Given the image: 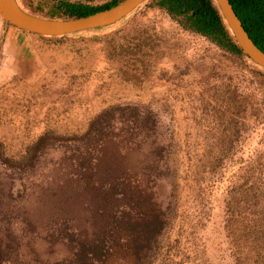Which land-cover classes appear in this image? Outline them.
<instances>
[{
    "label": "rangeland",
    "instance_id": "1",
    "mask_svg": "<svg viewBox=\"0 0 264 264\" xmlns=\"http://www.w3.org/2000/svg\"><path fill=\"white\" fill-rule=\"evenodd\" d=\"M121 211L160 219L140 255ZM95 240L102 264H264V70L152 0L72 36L0 17V259L81 264Z\"/></svg>",
    "mask_w": 264,
    "mask_h": 264
},
{
    "label": "trees",
    "instance_id": "2",
    "mask_svg": "<svg viewBox=\"0 0 264 264\" xmlns=\"http://www.w3.org/2000/svg\"><path fill=\"white\" fill-rule=\"evenodd\" d=\"M120 1L122 0H112L103 5L91 6L83 3L63 0L52 8L48 14L34 13L29 11L22 4L20 5L26 11L36 15L49 18L67 19L92 14L99 10L113 6ZM149 1L151 0H146L131 14L136 13ZM230 1L234 6L236 13L242 20L250 37L264 51V0ZM152 2L154 5L165 9L169 15L184 29L202 34L207 38H210V40L218 43L220 46L229 49L232 52L244 55L251 64L255 66L257 65L248 55L244 53L242 48L234 39L235 37L230 31L215 0H152ZM131 14L128 16H131ZM75 34L77 33L69 35L72 36ZM93 125H96V123ZM85 168L87 169L88 166ZM114 186L115 188L117 187L116 185ZM136 187L137 186L133 188L137 189ZM120 193L123 198L126 199L127 192L121 189ZM132 200H134V197H132ZM121 213H123L119 216L121 218H115V224L118 229L125 230L130 233L133 240H131L129 245L135 250L134 252L137 255H140L141 251H143V247L145 246L143 239L155 235V233L159 230L158 227L160 226V219L158 217H154L153 219H149V221H147L144 217H138L134 221L124 220V217L127 219V217L131 214L128 211H121ZM100 246L101 244L97 240L82 243L81 251L79 253V259L82 261L81 264H102L104 256L109 251L99 250ZM0 264H3L1 259Z\"/></svg>",
    "mask_w": 264,
    "mask_h": 264
},
{
    "label": "water",
    "instance_id": "3",
    "mask_svg": "<svg viewBox=\"0 0 264 264\" xmlns=\"http://www.w3.org/2000/svg\"><path fill=\"white\" fill-rule=\"evenodd\" d=\"M146 0H122L92 14L67 19L49 18L23 9L18 0H0V16L22 30L49 37H61L105 27L131 14ZM234 39L251 60L264 70V51L250 37L230 0H215Z\"/></svg>",
    "mask_w": 264,
    "mask_h": 264
},
{
    "label": "bare ground",
    "instance_id": "4",
    "mask_svg": "<svg viewBox=\"0 0 264 264\" xmlns=\"http://www.w3.org/2000/svg\"><path fill=\"white\" fill-rule=\"evenodd\" d=\"M1 17V16H0ZM2 18V17H1Z\"/></svg>",
    "mask_w": 264,
    "mask_h": 264
}]
</instances>
